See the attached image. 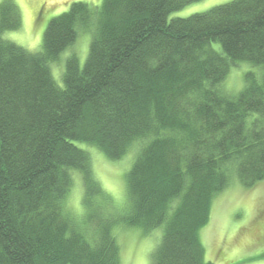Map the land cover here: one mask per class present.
<instances>
[{
  "label": "trees",
  "instance_id": "obj_1",
  "mask_svg": "<svg viewBox=\"0 0 264 264\" xmlns=\"http://www.w3.org/2000/svg\"><path fill=\"white\" fill-rule=\"evenodd\" d=\"M201 1L76 2L49 22L35 54L0 38V264H120L121 225L144 236L162 229L151 264H213L200 232L230 169L247 189L264 182V0L168 22ZM22 25L4 1L0 35ZM82 33L86 63L73 53L60 87L53 64ZM244 62L263 73L226 95L221 85ZM82 144L114 162L134 153L123 210Z\"/></svg>",
  "mask_w": 264,
  "mask_h": 264
},
{
  "label": "rangeland",
  "instance_id": "obj_2",
  "mask_svg": "<svg viewBox=\"0 0 264 264\" xmlns=\"http://www.w3.org/2000/svg\"><path fill=\"white\" fill-rule=\"evenodd\" d=\"M6 0H0V5ZM21 12L22 28L16 32L0 35L35 54L41 51L44 33L49 22L68 12L73 3L84 2L100 7L103 0H11ZM236 0H202L169 16L168 22L177 18H189L210 9ZM90 35L82 33L75 47L67 50L58 63L53 64V77L63 87L65 63L73 53L81 68L84 67L90 46ZM214 48L220 51L219 45ZM248 73L261 75L262 67L250 63H238L231 68L221 90L229 96L238 95L245 86ZM91 155L94 172L105 193L110 196L117 209L123 210L128 204L126 175L134 163V153L121 161H110L96 148L79 145ZM229 186L213 202L210 222L200 232V239L206 251L207 262L213 264H264V182L247 189L239 182L236 169L229 172ZM83 200V184L76 177L75 187L69 199V209L79 213ZM162 229L149 236L140 230L118 226L115 237L120 246V264H151V257L162 238Z\"/></svg>",
  "mask_w": 264,
  "mask_h": 264
}]
</instances>
